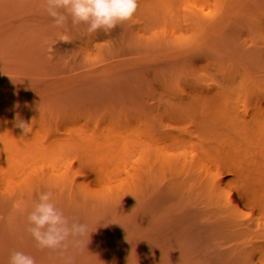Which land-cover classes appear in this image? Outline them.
Here are the masks:
<instances>
[{"label": "trees", "instance_id": "1", "mask_svg": "<svg viewBox=\"0 0 264 264\" xmlns=\"http://www.w3.org/2000/svg\"><path fill=\"white\" fill-rule=\"evenodd\" d=\"M86 29L0 0V264H65L27 232L44 191L88 225L73 264H264V220L231 193L236 175L264 191V0H138Z\"/></svg>", "mask_w": 264, "mask_h": 264}, {"label": "clouds", "instance_id": "2", "mask_svg": "<svg viewBox=\"0 0 264 264\" xmlns=\"http://www.w3.org/2000/svg\"><path fill=\"white\" fill-rule=\"evenodd\" d=\"M137 8L138 0H44V11L51 18L54 27L63 28L70 20L73 26L81 23L87 25V34L114 30L122 22L131 19ZM59 40L71 41L67 35H62ZM15 126L25 136L32 131L31 124L23 120H17ZM27 225V232L37 246L58 252L65 258V264H73L69 247L82 249L85 246L83 238L90 234L87 224L78 220L70 221L56 206L52 191H44L38 195L32 210L27 214ZM9 264H35V259L22 251L14 250Z\"/></svg>", "mask_w": 264, "mask_h": 264}, {"label": "rangeland", "instance_id": "3", "mask_svg": "<svg viewBox=\"0 0 264 264\" xmlns=\"http://www.w3.org/2000/svg\"><path fill=\"white\" fill-rule=\"evenodd\" d=\"M84 24L77 25L82 27ZM63 139V134L57 138L56 144ZM256 181L258 184L256 185ZM261 181L258 178H248L236 175L231 193L238 206L241 209L242 218L248 221H260L264 219V191L261 189ZM259 223V222H258ZM103 262L108 264H116L108 258H104ZM205 264H219L216 258L205 259Z\"/></svg>", "mask_w": 264, "mask_h": 264}, {"label": "bare ground", "instance_id": "4", "mask_svg": "<svg viewBox=\"0 0 264 264\" xmlns=\"http://www.w3.org/2000/svg\"><path fill=\"white\" fill-rule=\"evenodd\" d=\"M120 117L122 119H130V120H134V121H138L140 120V118L136 117V116H131L129 114H127L126 112H122ZM92 119L95 122H92ZM98 117L94 114L91 113H87V112H83L80 113L79 115H77L76 117H74V119L71 121V124H80V123H87L88 125H94L98 122Z\"/></svg>", "mask_w": 264, "mask_h": 264}, {"label": "crops", "instance_id": "5", "mask_svg": "<svg viewBox=\"0 0 264 264\" xmlns=\"http://www.w3.org/2000/svg\"><path fill=\"white\" fill-rule=\"evenodd\" d=\"M258 184V181H256V185ZM245 219V218H244ZM264 220V219H263ZM260 222V221H257V223Z\"/></svg>", "mask_w": 264, "mask_h": 264}, {"label": "built area", "instance_id": "6", "mask_svg": "<svg viewBox=\"0 0 264 264\" xmlns=\"http://www.w3.org/2000/svg\"><path fill=\"white\" fill-rule=\"evenodd\" d=\"M92 122H95V121L92 119Z\"/></svg>", "mask_w": 264, "mask_h": 264}]
</instances>
